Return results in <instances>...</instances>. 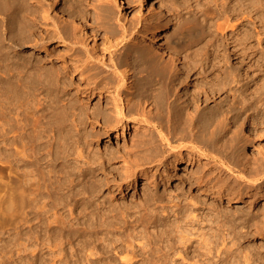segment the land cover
Returning a JSON list of instances; mask_svg holds the SVG:
<instances>
[{
  "label": "rangeland",
  "instance_id": "1",
  "mask_svg": "<svg viewBox=\"0 0 264 264\" xmlns=\"http://www.w3.org/2000/svg\"><path fill=\"white\" fill-rule=\"evenodd\" d=\"M56 3L72 11L77 23H65ZM188 28L204 40L175 48L162 39L165 32L173 36ZM232 37L235 44L242 40L237 54ZM221 42L227 52L222 50L225 58L220 64L239 69L237 91L225 88L229 103L239 95L243 99L241 91L255 96L264 86V0H0V87L23 86L27 95L19 115H8L4 123L0 117V264H127L133 257L132 264H161L165 256L177 264H264V179L258 190L242 194L235 203L224 189L217 196L214 186L224 183L243 192L246 180L218 172L212 160L198 153L189 156L185 143L179 142H172L175 148L156 142L160 154L149 164L139 143L151 133L158 138L157 132L145 123L133 128L127 119L123 125L115 123L116 106L127 116L139 112L155 120L154 102L136 103L148 59L167 65L171 79L166 84L175 103L190 105L185 118L216 109L226 94L206 102L194 91L195 85L210 84L204 68ZM40 68L48 73L42 81L35 74ZM22 77L25 84L18 82ZM55 102L66 155L56 163L47 155L35 169L25 161L36 156V146L29 143L24 148L19 138L25 124L27 132L34 130L35 117L41 130L48 114L44 109ZM229 103H224V115L219 117L227 120L218 148L231 135L241 136L233 144L237 152L233 162L255 168L264 161V131L257 135L246 123H232V114L226 111ZM69 104L74 107L67 114L63 107ZM27 107L33 112L30 122H24ZM3 126L9 131L5 144ZM215 126L216 121L209 130ZM50 131L43 134L41 144L53 136ZM13 139L18 141L8 146ZM161 162L168 166L164 179L156 186L145 185ZM52 169L56 172L52 180H41V172ZM202 172L207 175L204 182H210L209 194L201 189L205 183L196 180ZM60 177L65 178L61 187L52 183ZM2 199L8 203L6 214Z\"/></svg>",
  "mask_w": 264,
  "mask_h": 264
},
{
  "label": "bare ground",
  "instance_id": "2",
  "mask_svg": "<svg viewBox=\"0 0 264 264\" xmlns=\"http://www.w3.org/2000/svg\"><path fill=\"white\" fill-rule=\"evenodd\" d=\"M56 4H57L56 6L59 8V12L62 14L63 21L65 23H77V18L75 17V15H74V13L72 11H70L67 7L63 6L62 4H58V3H56ZM226 24H228V23H226ZM185 28H186V26H185ZM226 28H227V26H226ZM222 31H223V29H222ZM252 35H254V34H252ZM211 38H210V41H211ZM246 38H245V40H246ZM162 39H167L168 40V44L174 45L175 48L176 47H181L182 48L189 41H192V43H196V42H201L202 39L204 40L203 36L201 37L200 34L197 31L189 30V28H188V30H184V31L182 30L180 33L175 34L173 36H172V34H169V32H165L164 33V37ZM230 39L232 40L231 43L233 45L237 42V39L234 40L233 37L230 38ZM214 42L215 43H219L220 41L214 40ZM241 42H242V40H241ZM241 42H238V43H241ZM237 44H235L233 46L234 49H236L235 52H234L235 54H237L236 52L239 53V51H241V49H237ZM219 45L220 46L217 47L219 49H216L215 50L216 51V54L214 55V57L213 58L209 57L207 59V61H208V63H207L208 68L207 69L204 68V74L206 73V71H209V74L206 75V78L207 79L208 78H211L210 84L209 83H203L201 85H195L196 90L194 91L196 97L203 96V98L205 99L206 102L209 101V100H211L212 98L216 97V95H218V94H221L220 97H222L223 95L226 94L224 96L223 100L220 101L217 104L218 106H217L216 109L214 108L212 110H208V111H205L203 113H200L197 117L195 116L196 115L195 114V115L191 116L188 119L185 118V116H189V114H188V108H189L190 105H189L188 102H183L181 104H176L175 103V96L172 93L171 89L168 87V84H166L167 80H170L171 79L170 74L169 73H166V68H168L167 65L161 66L160 64L154 62L153 59H148V64L149 65L147 66L146 69H144V70L141 71V73H144V76L141 78L140 84L137 85L138 86V88H137L138 89L137 90L138 91V98H137V102L136 103L138 104L139 102H141L143 100L145 102H147V101L154 102V105H155V107L157 108V111H158L157 114H156L157 116H156L155 120L152 121V120H149L145 116L142 117V116H140L139 112L137 114H134V113H132L130 111L129 114H128V116H127V115L124 114L122 108H119L118 106H116L115 116L114 117H115V123H116V125H121V124L123 125L124 124L123 121L127 119V120H129V121H131L133 123V125H134L133 128H137V126L140 123L141 124L142 123H145L147 125H150V127H152L154 129V131L157 132V137L158 138H156V136L154 135V133H151L149 135V137L145 138L144 140L141 141V143H139L140 148L143 149V151H144V153L142 152L143 153L142 155L144 157H146V158L147 157L148 158L150 157L149 161L147 159V163H149V164L150 163L152 164L153 161L156 160L155 157H158L159 154H160V153H158L159 152L158 149H155L154 148V147H156L155 146L156 142L157 143L159 142V144H161V143L163 144L164 143L169 148H175V147H172V142H179V144L180 143H182V144L185 143L184 144L185 145L184 147L189 150V152H188V155L189 156L191 155V157H193L194 154L196 155V153H198L199 155H201V157L203 156L207 160H212L214 162V164L216 165L217 169L220 170L218 172L226 173V174L229 173L230 176L233 175L234 178H235V175L234 174H237L236 175V178L237 179L246 180L245 186L247 188H244L243 192H241V188L240 187L233 186L231 188H228L229 186H226L225 187L224 183L221 186H216V187L214 186V188L216 189L217 196L222 195V193H223L222 190L224 189V192H226V195L225 196H227L228 199H231L235 203H238V202L241 201V197L240 196L242 194H244L245 195L244 197H246V196L250 195V193H251L250 191H252V190H258L259 187L261 186V180L264 179V161H261L259 164L257 163V165H255V168H252L251 167L253 165L246 166L245 164H242V168H240L236 164V161L233 162L236 159V156H237L236 145H233V144L236 143V142H240L242 140V137L241 136L239 137L238 135L237 136L236 135H231V138L229 140L230 143H229V141H226L225 140L224 145L223 146L221 145L218 148V143L224 142V137L226 136V134H225L226 133V128L223 125V122L225 120H227L226 118H219V117L221 115H224V111H225L223 109L224 103H229V97L231 96L230 94H227V90L225 88H228L231 91L232 90L233 91H237V90H234V89H237V85L240 84V80L237 79L238 78V74H239V69H233V68H231L230 70H228V69L224 68V66H225L224 64L223 65L220 64L222 62V59L225 58V57L221 58L222 56H225V55L221 54L222 53V50H225L224 49L225 48V45L222 42ZM196 51L197 50H195V52ZM149 54H147V55H149ZM195 55H197V53H195ZM209 68H210V70H209ZM147 69H149L150 72H148ZM35 72H36L35 74L41 78V81L48 78V75H47L48 73H45V74H43L44 72L41 73L42 72V69L41 68L40 69H35ZM215 72H217V73L214 74ZM55 79H58V74L56 75V78ZM121 79L123 81V84L126 83V81H125L126 80V76L125 75H122L121 76ZM24 80H27V79H24ZM18 82L21 83V84H25V83H23V77L20 78V79H18ZM1 85L3 87H0V107H1L0 117L2 118L3 123H4V121L7 119L6 117L8 115H10V114H18L19 110L21 109V106H23V105H21V103H23L21 101L25 97H27V95H25V93L22 92V90H21L23 88V86H19V85L6 86V85H3V84H1ZM28 85H30V84H28ZM263 89H264V86L262 87V90L260 92H258L257 94L255 93V96H253V97H248L247 91H241V94L243 95V99H239L238 98L240 95L237 96V97H234L233 98V101L231 102V104L229 103V106H228V108L226 110L229 114H232V116H231L232 123H234V124H238L240 122L241 123H246L247 126L252 129L251 131L256 132L257 135L260 133V131L261 132L264 131V96H263L264 95V90ZM224 90H226V91H224ZM59 91H60V88L57 87L56 88V93H58ZM231 91H228V93L231 92ZM32 93H36V92L34 91ZM27 99L29 100V98H27ZM144 101H143V103H144ZM27 102H29V101H27ZM30 103H31V101H30ZM259 104H260V106H259ZM134 106H136V105H134ZM73 107L74 106H72L71 104L65 105L63 107V110L65 111V113L68 114L69 111ZM28 108H30V107H27L23 111V113H24V115H23L24 122L29 121L28 115H33V112H31L30 110L28 111ZM44 110L45 111H48V114L46 115L47 116L46 122L43 124L42 128L40 127L41 130H38L37 129L39 125L37 126V119L35 117V120L36 121L34 120V122H33V123H36V125H33L34 130H32L31 132H27V130H29L30 128L28 129L29 126L24 123L25 125L23 126V130L25 131V134H23V136L21 135L22 138L21 137L19 138L20 141L23 142L24 148L27 147V146H29V143L31 145L34 144L36 146V148H35L36 150L34 149L35 151H37L36 156H34V157L31 158V159H33L32 161H25V164H28L29 166L31 165V166L35 167V169H36V167H40L41 166V163L40 162L41 161H45V159L48 158V157L51 158L50 160L53 163L54 162L56 163V161H59L60 159H62L66 155L65 154V150L64 149H61L62 146H64L61 143V138H62V134H63V128L62 127H59L58 123H56V121L58 122V120H59L58 115L61 114V112L60 113H57L58 110H60L59 109V106H58V103L55 102L52 105H48L46 107V109H44ZM190 115H192V114H190ZM38 117H39V115H38ZM214 121H216L215 128L213 130H209V128L211 127V125L213 124ZM31 123H32V121H31ZM17 125H18V120L15 119L13 128L14 127H15V129L18 128ZM8 126H10V125H8ZM8 126L6 125V127H8ZM6 127L3 126V129H2V132H3L2 137H3L4 144L7 141H9V138H6V135L9 132V131L7 132V128ZM30 127H32V126H30ZM35 129L38 130V131H35ZM50 130H52V132H53V136H51V137H53V139L50 140L51 139V137H50L49 141H46V143L44 142L45 144L44 143L41 144L42 143L41 142V139L43 137V134H48L47 132L50 131ZM33 132H37V133H35L37 135H34ZM68 132L71 133V131H68ZM16 141H18V139H13V141H11V142H9L7 144H8V146H10L14 142H16ZM46 150H48V154H45L46 157H43L44 151H46ZM23 155H25V154H23ZM47 155H48V157H47ZM93 155L96 158L99 156L98 153H94ZM28 157H31V156H28ZM141 158H142V156H141ZM160 159H162V158H160ZM142 160H143V158H142ZM179 161H182V159L178 160V162ZM136 162H138V163L140 162L141 163V161H136ZM144 162H145V160H144ZM245 162H246V160H245ZM142 164H143V161H142ZM247 164H248V162H247ZM57 165H58V163L57 164H52L50 166L54 168ZM143 165H145V164H143ZM147 167H152V165L151 166L150 165H147ZM167 167L168 166H164V164H162V162L160 164H157L155 166L154 174L151 177L146 178L147 180L145 182V185H153V186L158 185L159 184V179H161V180L164 179L163 173L167 172V169H166ZM249 167H251L250 168V171H247ZM53 171H54V169H52L49 173L47 172V174H44V173L41 172V176L43 177L41 180H44V181H46V180L47 181L52 180V178H53V174L52 173H56V172H53ZM218 172L215 171L214 174H216ZM235 172H237V173H235ZM38 173H40V172H38ZM204 175L205 174L202 172L201 173V176L199 175L196 180L198 181V183L200 185L203 184V183H205L204 186H202L201 189L203 190V192L205 194H209L210 193V189L208 188V184L210 182L208 180H206V182H204V180H203ZM205 176H207V175H205ZM64 180H65V178L60 177V179L58 181H53L52 183L58 184V186L61 187V186L64 185V182H65ZM237 182H238V180L236 181V184L238 185ZM31 183L32 182L30 181V183H28V184L30 185ZM216 185H217V183H216ZM38 186H39V188H41L40 185H38ZM29 188H30V186H29ZM7 193H8V191H7ZM5 194L3 195V197L5 196ZM6 198H7V200H10V199H8V196ZM9 198H10V196H9ZM2 200H4L3 201L4 202V205H3L4 209H2V211H4V213L6 214L9 211L8 210V207H6V204H8V203H7V200L6 199H2ZM3 202H1V203H3ZM30 204H31V201H30ZM0 206H1V204H0ZM21 211L23 212V210H21ZM10 215H11V213H10ZM8 216H6L4 218H8ZM16 216H17V214H16ZM3 217H2V219H3ZM10 219L8 218V220H10ZM20 219H22V218H20ZM18 221H20V220H18ZM181 232H183V231H181ZM262 235H263L262 233H258V236H262ZM183 237L184 236L182 235L180 237V240ZM180 240H179V242L181 243L182 240L181 241ZM177 242H178V240H177ZM170 248L172 249V247H170ZM126 249L128 250V248H126ZM125 251L126 250L121 251V252H125ZM217 252H219V251H217ZM252 252L255 253V254L257 253L255 251V249H253ZM165 257H167V258H165V259L163 258L164 260L161 259L162 260L161 261V264H177V261H175L173 259L171 260V263H170V259L168 258V256H165ZM125 258H126V256L124 258H122V260L125 259ZM133 259H134V257L131 258V259H129V260H127L126 261L127 264H128V262H130L129 264H132L133 263L132 262ZM147 261L149 262V259ZM146 263L147 262H145V264Z\"/></svg>",
  "mask_w": 264,
  "mask_h": 264
}]
</instances>
